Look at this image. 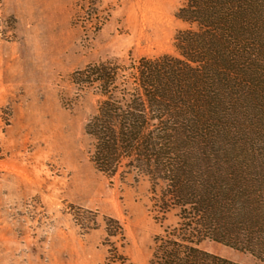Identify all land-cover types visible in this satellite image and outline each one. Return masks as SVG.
I'll return each instance as SVG.
<instances>
[{"label":"rangeland","instance_id":"rangeland-1","mask_svg":"<svg viewBox=\"0 0 264 264\" xmlns=\"http://www.w3.org/2000/svg\"><path fill=\"white\" fill-rule=\"evenodd\" d=\"M182 4L0 0V264H149L155 237L177 225L175 213L162 218L148 178L124 168L109 176L94 164L85 128L104 97L79 75L115 68L110 90L124 102L132 66L177 54L175 37L189 29L178 18ZM243 116L258 149L264 119ZM227 135L220 152L233 156V122ZM205 249L263 264L219 244Z\"/></svg>","mask_w":264,"mask_h":264},{"label":"trees","instance_id":"trees-1","mask_svg":"<svg viewBox=\"0 0 264 264\" xmlns=\"http://www.w3.org/2000/svg\"><path fill=\"white\" fill-rule=\"evenodd\" d=\"M182 1L178 18L189 29L175 37L177 54L132 66L124 102L110 90L115 68L79 75L104 97L85 128L92 160L109 176L124 168L148 178L162 218L175 213L149 264H240L207 243L264 264V144L251 147L243 116L264 119V0ZM230 122L233 156L219 148Z\"/></svg>","mask_w":264,"mask_h":264}]
</instances>
